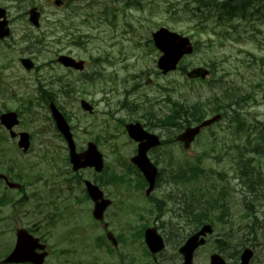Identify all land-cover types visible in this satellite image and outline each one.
<instances>
[{
    "label": "rangeland",
    "instance_id": "374dc122",
    "mask_svg": "<svg viewBox=\"0 0 264 264\" xmlns=\"http://www.w3.org/2000/svg\"><path fill=\"white\" fill-rule=\"evenodd\" d=\"M1 1L11 5L13 12L21 9L15 7L18 5L16 0ZM21 1L22 6L31 3ZM114 1L67 0L70 7L55 8L53 0H34V5L44 10L39 29H33L24 14L17 13L14 34L8 41L18 48L16 53L31 56L36 64L46 63L34 73L23 71L15 59L16 55L0 45V110H22V104L27 105L31 101L28 105L31 109L22 111L21 123L16 129L30 134L29 152H21L15 140L7 137V132L0 127V135L8 138L0 144V150H5L0 155V172L13 166L14 174H19L26 185L21 194L7 191L0 182V264L14 245L18 227L35 229L34 235L49 245L50 255L44 264H113L105 247H92L95 236L100 234L93 229L95 222L89 216L92 206L89 201L82 203L77 200L82 197V185L64 183L71 170L70 164L64 161L68 154L66 144L46 119L48 110L36 103L37 78L46 87L59 88L62 85L68 88L66 81L84 76L68 71L56 61L49 62L60 53L83 59L86 75L95 72L94 83L78 84L75 91H70V97L59 101L69 116L77 149H85L87 142L98 139V149L109 169L122 173L124 168L116 162V156L129 162L135 153L136 145L124 133L126 123H148L152 126L150 131L168 140L180 130L160 127L155 121L156 113L168 110L167 95L187 101L207 99L214 92H221L222 85L216 84L219 81L233 89L240 87L243 94L240 97L246 94L244 99L247 100L238 108L239 118L230 113L205 130L193 142L188 153L178 143H166L149 153L150 159L169 172H177L179 167L200 165L205 173L191 182L195 184L198 181L199 185L204 183L208 186L212 181L216 190L236 184L233 180L217 181V172H224L229 179L238 172L237 165L241 162L247 164L252 156L255 163L257 157L264 162V155H254L248 143L254 137V128L261 127L264 122V19H254L252 23L249 20L236 21L234 31L239 34L238 40L223 39L202 32L200 18L187 11L194 5L193 0H140L139 6L129 7ZM65 16L70 22L60 26L57 21ZM72 26L76 29L68 31L81 34L79 39L63 37L60 40L54 36L64 35ZM160 26L192 39L197 49L183 59L182 66L187 70L197 66L213 70L211 77L215 80H211L214 81L212 87L207 83L190 84L179 69L166 75L158 71L156 61L159 52L153 49L149 38L151 32ZM26 27L33 38H41L35 47L26 48L25 38H20ZM59 95L65 96V93L60 92ZM80 99L91 103L94 111H83ZM239 122L243 124L239 125ZM77 173L90 180L95 174L92 169ZM33 176L34 186L30 185ZM161 180L160 191L174 189L176 183L166 181L164 176ZM192 183L180 187L185 190ZM106 191L112 190L106 187ZM134 196L133 204L143 216V220L132 216L136 229L152 219L146 203L136 194ZM5 197L12 200H4ZM21 198L23 200L19 203ZM113 210L114 206L106 216L110 224H113ZM239 233L246 234L247 244L256 239L252 245L256 246L262 260H253L251 264H264V228H258L256 234L247 230ZM248 237H251L250 241ZM135 251L140 253L139 244H135ZM206 251L207 248H202L199 253ZM198 264L203 263L199 260Z\"/></svg>",
    "mask_w": 264,
    "mask_h": 264
},
{
    "label": "flooded vegetation",
    "instance_id": "af4514ba",
    "mask_svg": "<svg viewBox=\"0 0 264 264\" xmlns=\"http://www.w3.org/2000/svg\"><path fill=\"white\" fill-rule=\"evenodd\" d=\"M4 7L11 23L12 15L8 7ZM246 171H248L246 164L241 162L239 173L227 180V182L233 180L236 184H230L225 190L213 189L212 181L208 186L204 183L199 185L196 181L185 190L177 184L169 192L160 191L161 181L156 179L149 196L145 195L147 183L142 188L143 181L138 176H99L97 182L103 192L106 187L112 190L110 193L113 195L112 219L113 235L117 243L115 246L117 264H136L132 249L135 252V244L144 249L140 231L143 233L148 227H154L160 233L164 249L159 254H150L146 261L142 259V264L165 262L180 264L183 261L180 247L204 225H209L211 232L204 235V244L193 251V264H198L199 260L208 264L212 255L220 256L227 264H239L241 253L248 246L252 248L253 256L261 260L256 246L252 245L255 241L247 244L246 234L239 233L242 230L252 231L264 225V180H259L258 177L249 178L245 174ZM181 182L176 181L180 184ZM136 193L139 196L143 193L144 202L152 219L137 229L134 228V222H130L126 217L136 206L133 204ZM250 239L251 237H248L249 241ZM202 248H207L204 254L199 253Z\"/></svg>",
    "mask_w": 264,
    "mask_h": 264
},
{
    "label": "water",
    "instance_id": "95a60500",
    "mask_svg": "<svg viewBox=\"0 0 264 264\" xmlns=\"http://www.w3.org/2000/svg\"><path fill=\"white\" fill-rule=\"evenodd\" d=\"M38 16V13H36L34 10L35 25L38 24ZM152 37L155 46L162 52V55L158 59V67L164 74L170 70L175 69L178 61L183 55L192 52L193 48L187 37H183L175 32L169 31L164 27L153 33ZM58 60L66 66L72 65L80 69L82 68L81 62L76 63L69 57L60 56ZM206 74V70L202 68H195L188 72L187 76L204 77ZM82 105L85 109L90 110V107L88 105ZM51 109L52 115L56 121V126L67 141L69 160L72 164L73 171H77L78 169L84 167H93L96 172H100L103 168V160L102 155L97 151L96 145L94 143H89L85 151L81 153L76 152L72 134L67 122L63 118L62 114L53 105H51ZM219 118L220 115H215L212 118L204 120L199 125L187 127L182 133L178 135L177 139L184 142V147L188 148L189 143L193 140L194 136L200 131L202 127L212 124ZM0 119L1 123L4 124L8 129H10L12 125L16 123L14 113L3 114L0 116ZM126 130L128 132V135L132 139L139 142L137 154L131 158V161L134 165L137 166V168L141 171L146 181L148 182L149 187L146 190V193L148 194L152 189V185L157 174V169L150 162L147 156V151L149 148L160 144L159 138L157 135L145 131L141 124L138 122L127 124ZM11 135L13 136L14 133L11 132ZM19 145L22 146L23 149H26L28 147V135L26 133H21V140L19 142ZM85 185L88 195L94 203L93 216L95 219L101 220L104 210L110 204V201L103 198V194L97 186L93 185L89 181H85ZM203 231L204 230H202L200 233H203ZM196 237L197 235L190 238L183 246L182 250L186 256L183 264H190L191 253L194 247H196L198 243L201 242V240L199 242H196ZM145 238L147 245L150 250H152V252L161 250L162 241L159 235H157L155 229H147L145 232ZM44 247V245H40L38 243L37 239L29 235L26 230L19 229L17 231V244L11 254L3 262H30L32 264H43L46 252L36 253L35 249H44ZM250 256L251 251L247 249L242 256L243 261L241 264H247ZM211 264L222 263H220L213 257Z\"/></svg>",
    "mask_w": 264,
    "mask_h": 264
},
{
    "label": "trees",
    "instance_id": "16d2710c",
    "mask_svg": "<svg viewBox=\"0 0 264 264\" xmlns=\"http://www.w3.org/2000/svg\"><path fill=\"white\" fill-rule=\"evenodd\" d=\"M196 5L194 10L198 14H215L222 22L220 24H230L231 18L237 16H249V15H263L264 17V0H245L241 1L237 4H232L229 2H223L220 4L213 3L211 4L210 1L204 0H195ZM193 10V9H192ZM193 10V12H194ZM213 28H211L212 30ZM216 34L219 33L220 36H224L225 32L220 29L219 32H215ZM62 91L65 88L61 89ZM45 93L51 97L50 95L54 94L53 91L46 90ZM243 98H237L234 92H229L226 90L218 96L217 94L213 95V102L210 103L209 108L207 109L202 104L197 103H189L188 101H183L180 103L179 101H175L173 106L171 105L169 113L162 114L160 118H155L159 122V125H163L165 127H178L182 128L184 126L190 125L193 122H199L202 118L208 113H217V112H228V110H233V112H237L233 105H238L239 100L242 101ZM234 100V102H233ZM157 122V123H158ZM132 169L129 168L128 171ZM137 173V172H136ZM111 174H115L111 172ZM174 175L179 174L181 176H189L199 174L198 168H194L193 166L187 167H180L179 170Z\"/></svg>",
    "mask_w": 264,
    "mask_h": 264
}]
</instances>
